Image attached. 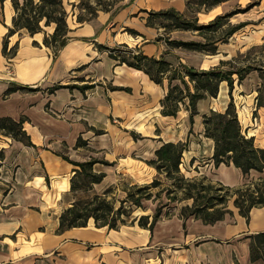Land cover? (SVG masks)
<instances>
[{
    "label": "crops",
    "instance_id": "0c3cea01",
    "mask_svg": "<svg viewBox=\"0 0 264 264\" xmlns=\"http://www.w3.org/2000/svg\"><path fill=\"white\" fill-rule=\"evenodd\" d=\"M74 1L64 0L70 39L56 58L44 44V31L31 35L26 29L8 37L9 48L18 44L16 55L4 54V40L16 14L12 0L4 2L0 117H25L34 145L8 136L0 139L5 154L0 159V264H264L263 259L253 261L250 252V236L264 231V206L253 208L248 221L233 200L229 206L233 213L214 224L193 216L185 220L178 210L160 218L153 230L138 221L119 229L97 227L92 219L88 226L58 231L63 209L74 200L71 178L77 166L57 153L75 161L99 157L113 163L95 164L96 171L107 174L95 185L98 190L125 180L124 176L152 180L158 172L147 161L169 141L189 140L181 165L188 177L207 176L232 187L248 179L233 163L216 166L215 142L205 135L204 116L212 110L224 112L231 101L227 80L217 97L198 101L199 112L192 124L188 100L177 116L162 113L167 80L158 84L145 71L121 63L108 49L98 47L127 44L149 56H164L175 66L198 70L229 69L230 61L240 66L234 57L238 49L228 41L216 40L215 52L174 47L167 38L206 39L198 30L166 32L165 27L147 23L150 11L175 9L189 19L198 18L199 24H209L225 14L227 1L208 6L193 0H126L117 11H99L85 23L78 22ZM194 4L201 8L190 17ZM54 30L55 24L46 27L48 33ZM258 70L241 82L234 74L233 98L244 130L254 136L257 146L264 147V79L258 77ZM56 85L65 86L50 91ZM12 86L28 88L5 95ZM81 136L90 148L77 147ZM262 176L264 171L252 170L249 178Z\"/></svg>",
    "mask_w": 264,
    "mask_h": 264
},
{
    "label": "trees",
    "instance_id": "16d2710c",
    "mask_svg": "<svg viewBox=\"0 0 264 264\" xmlns=\"http://www.w3.org/2000/svg\"><path fill=\"white\" fill-rule=\"evenodd\" d=\"M5 1L0 0V20L2 19ZM200 1L207 3L208 6H214L228 0ZM209 1L212 2L208 4ZM91 2V0H76L72 3L74 9H79L77 13L78 22L85 23L92 20L100 10L112 11V6L108 4L103 5L102 8H97ZM12 3L16 14L13 18L14 26L9 28L4 40V54L10 58L16 55L18 44L9 48L8 37L21 29H26L31 35L44 31V44L53 49L56 58L70 39L69 12L64 0H12ZM234 14V12H230L219 15L209 24H199L198 18L189 19L175 9H169L150 11L147 23L150 26L165 27L166 32L198 30L199 34L205 37V42L170 40L169 38H167V42L174 47L215 52L214 43L216 40L228 41L229 37L247 25L246 22L233 24L230 19ZM157 20H160L159 24ZM52 24H55V30L48 33L46 27ZM224 24H227V29L223 30L219 37H216L215 33L219 32ZM207 30L211 34H208ZM130 31L137 33L134 29H130ZM34 43L39 45L37 41ZM209 45L212 48H208ZM98 47L108 49L110 56L121 63L145 71L158 84L164 85L167 80L169 88L162 100V113L168 116H177L182 105L186 104L188 100L187 106L190 109L192 124H194L195 115L199 112L198 101L206 97H217L221 83L227 80L230 86L231 101L224 112L212 110L210 114L204 116L205 135L215 142L213 159L216 166L222 163L228 165L233 163L242 169L248 179L243 185L232 187L221 182H213L207 176L188 177L182 172L181 164L184 153L189 147V140L169 141L163 143L155 151V158L147 161L156 168L157 177L149 183L127 185L125 187L127 195L121 199L118 206L115 186H109L102 193L94 190L95 185L101 183L107 175L104 171H96L94 169L95 164L111 165L113 163L99 157L75 161L65 153H57L77 166L71 178V191L75 198L63 209L58 231L88 226L92 219L97 227L119 229L122 225L138 221L140 226L153 230L162 216L164 206L159 205L153 215L143 214L135 217H132V207H143L144 200L162 199L163 194L168 199L166 204L170 202L181 203V216L185 220L193 216L206 224H214L223 220L227 214L233 213L229 207L233 200L240 214L249 221L253 208L264 206V177L249 178L252 170L264 171V147L257 146L254 136H248L242 126L233 98L234 74H238L239 82H241L253 69H259L264 79V62L256 65L249 58H245L240 66L230 61L229 69L216 67L210 70H198L187 65L175 66L164 56H149L141 49L130 47L127 44L114 48L102 45H98ZM262 47L264 48V44ZM62 86L65 85H56L50 91ZM87 87H91V85H87ZM23 88L28 87H9L5 95ZM114 88L123 89L122 87ZM260 104H262L261 100ZM25 121V117H21L19 120L11 116L0 117V139L3 136H8L27 145H34L25 129ZM80 146L90 148L88 141L82 136L77 142V147ZM4 158V151L0 150V159L4 160ZM155 188H157L156 192L153 191ZM82 192L92 193L81 196ZM190 201L191 203H189ZM127 203L130 204V207H127ZM250 238L251 259L253 261L264 260V231L252 234Z\"/></svg>",
    "mask_w": 264,
    "mask_h": 264
},
{
    "label": "rangeland",
    "instance_id": "374dc122",
    "mask_svg": "<svg viewBox=\"0 0 264 264\" xmlns=\"http://www.w3.org/2000/svg\"><path fill=\"white\" fill-rule=\"evenodd\" d=\"M92 4L97 8H102L103 5L112 6V10L121 6L122 3L126 0H91ZM194 3H200V0H193ZM212 1H209L210 4ZM79 3V1L77 2ZM201 8V4L192 5V9L190 11V17L197 15L198 9ZM79 12V9L77 8ZM102 11V10H100ZM234 12L235 14L231 17L230 21L233 24L246 22L247 25L243 26L239 29L234 35H232L228 42L229 46L233 49H238L237 55L234 56L237 58V62L242 63V60L245 58H249L251 62L256 65H260V63L264 62V48L262 45L264 44V0H229L224 4V13ZM224 15V14H223ZM194 19V18H192ZM157 23H160V20H157ZM227 24H224L219 32L215 33L216 37H219L223 30L227 29ZM208 34H211L210 31H206ZM208 48H212L209 45ZM241 61V62H240ZM236 64V63H235ZM239 65V64H238ZM259 71L255 78L261 77V71ZM258 76V77H257ZM237 107V105H236ZM183 172V171H182ZM158 174V173H157ZM157 174L152 177L150 181H134V179L130 176H124L125 180L118 181L117 184H113L116 187L115 189V197L117 198V205L119 206L121 203V199L125 198L127 192L125 191V187L131 184H145L153 181ZM151 176L149 175V178ZM95 191L102 193L104 190L94 189ZM157 191V188L153 190ZM90 193H81V196L91 195ZM72 197L75 196L72 194ZM168 199L163 194L162 199H150L144 200L143 207L133 206V214L132 217L141 216L143 214H154L159 205H163L162 208V217H169L174 215L178 210L181 211V203L178 202H170L166 204ZM127 207H130V204H126ZM131 221V220H129Z\"/></svg>",
    "mask_w": 264,
    "mask_h": 264
},
{
    "label": "built area",
    "instance_id": "2783aa9c",
    "mask_svg": "<svg viewBox=\"0 0 264 264\" xmlns=\"http://www.w3.org/2000/svg\"><path fill=\"white\" fill-rule=\"evenodd\" d=\"M11 70V69H10ZM182 165V164H181Z\"/></svg>",
    "mask_w": 264,
    "mask_h": 264
}]
</instances>
